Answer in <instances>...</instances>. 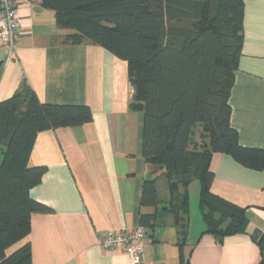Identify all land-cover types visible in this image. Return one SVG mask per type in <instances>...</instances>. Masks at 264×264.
<instances>
[{
    "label": "crops",
    "instance_id": "crops-1",
    "mask_svg": "<svg viewBox=\"0 0 264 264\" xmlns=\"http://www.w3.org/2000/svg\"><path fill=\"white\" fill-rule=\"evenodd\" d=\"M16 15V39L0 47V101L26 85L42 102L86 104L92 113L87 123L35 138L29 164L45 172L30 196L50 211L30 216L31 264H135L122 252L103 250L99 240L109 230L136 226L145 230L136 264H264L251 239L254 231L264 234V168L227 153L211 155V192L245 208L246 232L222 242L204 232L199 183L190 199L193 180L187 216L177 224L175 213L162 208L171 201L169 181L142 154L143 114L128 107L127 62L100 45L67 41L71 31L59 28L40 0H17ZM242 22L230 125L241 146L264 149V0H245ZM145 178L154 179L155 205L141 204ZM140 215L154 216L152 226L141 225Z\"/></svg>",
    "mask_w": 264,
    "mask_h": 264
},
{
    "label": "trees",
    "instance_id": "trees-1",
    "mask_svg": "<svg viewBox=\"0 0 264 264\" xmlns=\"http://www.w3.org/2000/svg\"><path fill=\"white\" fill-rule=\"evenodd\" d=\"M244 2L40 0L55 12L57 26L71 31L67 41L100 45L127 62L128 107L143 114L142 154L169 181L171 201L162 208L174 212L178 224L188 212L187 187L198 180L204 232L217 242L246 232L247 219L244 207L211 192V155L227 153L247 167L264 168V149L241 146L230 125ZM91 118L88 105L42 102L26 85L0 101V264H31L30 216L50 211L30 196L45 172L29 164L37 134ZM141 204H156L152 178L143 182ZM139 220L151 227L154 216ZM251 239L264 254V234L254 231Z\"/></svg>",
    "mask_w": 264,
    "mask_h": 264
},
{
    "label": "built area",
    "instance_id": "built-area-1",
    "mask_svg": "<svg viewBox=\"0 0 264 264\" xmlns=\"http://www.w3.org/2000/svg\"><path fill=\"white\" fill-rule=\"evenodd\" d=\"M17 0H0V47H12L19 27L16 15ZM145 231L143 227L109 230L99 240L101 248L107 252H122L131 262L139 263L144 249Z\"/></svg>",
    "mask_w": 264,
    "mask_h": 264
},
{
    "label": "rangeland",
    "instance_id": "rangeland-1",
    "mask_svg": "<svg viewBox=\"0 0 264 264\" xmlns=\"http://www.w3.org/2000/svg\"><path fill=\"white\" fill-rule=\"evenodd\" d=\"M195 139H196V141H198V142H200L199 140H198V138H197V136H195ZM197 187H198V180H196V179H194L193 181H192V183L189 185V193H190V199H192L191 197H192V194H193V190L195 191L196 189H197ZM194 209H192L193 211L195 210V215L196 214H199V210H198V208H197V198L194 200ZM192 208V207H191Z\"/></svg>",
    "mask_w": 264,
    "mask_h": 264
}]
</instances>
